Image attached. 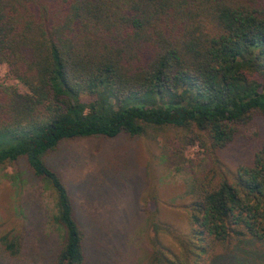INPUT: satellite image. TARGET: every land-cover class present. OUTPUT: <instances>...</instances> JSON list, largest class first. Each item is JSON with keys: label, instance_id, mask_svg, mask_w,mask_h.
Returning a JSON list of instances; mask_svg holds the SVG:
<instances>
[{"label": "trees", "instance_id": "obj_1", "mask_svg": "<svg viewBox=\"0 0 264 264\" xmlns=\"http://www.w3.org/2000/svg\"><path fill=\"white\" fill-rule=\"evenodd\" d=\"M2 64L28 91L0 80V167L53 188L63 238L28 245L21 229H0V264L37 263L26 250L44 242L45 264H90L52 154L66 140L169 126L191 132L209 167L185 228L144 204L150 250L136 264H264V143L236 168L220 157L264 120V0H0Z\"/></svg>", "mask_w": 264, "mask_h": 264}, {"label": "rangeland", "instance_id": "obj_2", "mask_svg": "<svg viewBox=\"0 0 264 264\" xmlns=\"http://www.w3.org/2000/svg\"><path fill=\"white\" fill-rule=\"evenodd\" d=\"M0 80L28 91L7 64L0 65ZM189 136L191 132L169 126L139 138L120 134L66 140L51 153V163L68 185L80 215L90 264H136L145 259L150 250L144 231L146 202L151 208L158 203L161 218L175 227L187 226L183 205L192 199L194 177L209 167L204 150L188 143ZM263 143L264 120L256 115L220 157L236 168L251 162ZM15 175L11 166L0 167L1 231L21 229L28 245L43 236L59 246L63 232L54 219L55 191L43 180L31 183ZM51 250L44 242L34 254L26 250V257L36 254L35 264H45L51 261Z\"/></svg>", "mask_w": 264, "mask_h": 264}]
</instances>
